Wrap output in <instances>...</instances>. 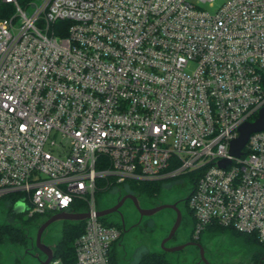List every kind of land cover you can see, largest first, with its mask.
Listing matches in <instances>:
<instances>
[{
    "label": "built area",
    "instance_id": "obj_1",
    "mask_svg": "<svg viewBox=\"0 0 264 264\" xmlns=\"http://www.w3.org/2000/svg\"><path fill=\"white\" fill-rule=\"evenodd\" d=\"M218 1L0 0V197L88 213L74 264H113L99 194L185 175L195 240L264 244V130L230 152L264 109V0Z\"/></svg>",
    "mask_w": 264,
    "mask_h": 264
},
{
    "label": "rangeland",
    "instance_id": "obj_2",
    "mask_svg": "<svg viewBox=\"0 0 264 264\" xmlns=\"http://www.w3.org/2000/svg\"><path fill=\"white\" fill-rule=\"evenodd\" d=\"M222 1L224 0H219L217 4L219 5ZM209 11L212 12L213 10L209 9ZM30 12L31 9H29ZM192 189L193 181L185 175L178 179L163 182V190L158 198H140L146 206L153 205L154 202L161 204L179 203L182 222L175 238L166 244L167 248L181 246L193 236L195 219L188 205V197ZM125 193H129L128 189L116 187L99 194L97 196L99 209L105 210L113 206ZM123 212L129 220L127 230L124 227L126 231L123 232L122 238L112 250V255L117 257L118 264H136L144 253L161 254L165 252L162 248V242L169 235L175 223L176 213L173 210L165 209L154 216L145 217L139 227L133 226L137 215L132 203L128 202L123 207ZM26 216L23 213L22 220L9 216L8 208L0 205V224L7 221L17 222L18 225L23 224L29 236L27 246L5 244L1 247L4 264H15L16 260H20V264H41V261L45 259V256L37 248L39 230L37 223H28ZM40 219L42 220L44 217H40ZM43 222L44 220L39 225ZM104 222L117 224V219L114 215H107ZM64 225V221H57L49 226L43 235V242L55 247L62 238ZM198 244L203 246L209 264H248L253 256L252 249L235 242L227 233L219 234L205 231ZM164 255L172 264H206L200 262L197 247L188 246L187 249L180 252H166Z\"/></svg>",
    "mask_w": 264,
    "mask_h": 264
},
{
    "label": "trees",
    "instance_id": "obj_3",
    "mask_svg": "<svg viewBox=\"0 0 264 264\" xmlns=\"http://www.w3.org/2000/svg\"><path fill=\"white\" fill-rule=\"evenodd\" d=\"M129 193L137 196L138 198L154 199L158 198L163 190V182H141V183H130L125 186ZM17 201V194H8L4 197H0V205L8 208V215L13 216L22 220V214L13 215L12 209ZM83 206V205H82ZM191 211V210H190ZM192 213V212H191ZM193 215V214H192ZM27 222L30 224L39 223L43 220L44 222L51 217L48 215L44 219H40L39 215L28 217ZM40 219V222H39ZM39 222V223H38ZM22 223V222H21ZM110 225L121 228L119 224L110 223ZM85 221L82 222H65L62 238L56 243L55 246V260H58L60 264H74L76 261L75 256V244L76 240L84 232ZM205 231L210 233H227L235 242L252 249L253 256L250 263L248 264H264V244L252 234L240 233L231 228L222 227L217 224L210 225ZM204 231V232H205ZM203 232V233H204ZM202 233V234H203ZM200 235L198 240L193 241L199 242L201 239ZM29 236L26 228L23 224L18 225L17 222L7 221L0 224V264H4L2 260L1 247L5 244H14L27 246ZM112 263L118 264V259L112 255ZM15 264H20V260H16ZM136 264H172L164 255V253H144L136 262Z\"/></svg>",
    "mask_w": 264,
    "mask_h": 264
},
{
    "label": "water",
    "instance_id": "obj_4",
    "mask_svg": "<svg viewBox=\"0 0 264 264\" xmlns=\"http://www.w3.org/2000/svg\"><path fill=\"white\" fill-rule=\"evenodd\" d=\"M264 130V109L261 110L259 117L254 122H246L239 128L240 136L235 139L231 143L230 152L233 156L240 157L242 154V150L245 148V146L248 143L249 137L253 133L261 132ZM227 163V161L221 162V164L224 166ZM129 198L135 205V207L138 209L140 215L142 217H149L154 216L158 214L159 212L165 210V209H171L176 213V220L175 223L169 233V235L163 240L162 242V248L165 252H180L182 250L187 249L188 246H194L199 249V255L203 262L206 264H209L206 257H205V250L201 244H197L194 242H188L181 246H177L174 248H167L166 244L171 241L175 236L176 233L181 225L182 222V213L179 210L178 202L175 204H164L160 205L158 207H155L150 210H144L140 207L139 200L137 196L128 195L124 197L115 207L112 209H105L99 211L98 215L101 219H105L107 215L112 214L113 212L117 211L124 203V201ZM25 213V205L21 202H18L14 205L12 209L13 215H20ZM89 217L88 213H58L52 215L49 219H47L45 222H43L38 230L37 233V248L39 249L40 253H42L45 256V259L41 261V264H50L53 259H55V247H51L43 242V235L47 228L51 226L53 223L57 221H64V222H82L85 221Z\"/></svg>",
    "mask_w": 264,
    "mask_h": 264
},
{
    "label": "flooded vegetation",
    "instance_id": "obj_5",
    "mask_svg": "<svg viewBox=\"0 0 264 264\" xmlns=\"http://www.w3.org/2000/svg\"><path fill=\"white\" fill-rule=\"evenodd\" d=\"M128 195H133V194H131V193H125V194H123L119 199H118V201H117V203H115L113 206H111V207H109V208H107V209H112L113 207H115L124 197H126V196H128ZM133 196H135V195H133ZM138 200H139V203H140V207L142 208V209H144V210H150V209H153V208H155V207H158V206H160V205H164L163 203L161 204L160 202L159 203H156V202H154V204L153 205H150V206H146V205H144L143 203H142V201L140 200V198H138ZM128 202H130V203H132V205H133V207H134V209H135V213H136V215H137V217L135 218V221H134V227H139L141 224H142V222L144 221V219H145V217H142L141 215H140V213H139V211H138V209L135 207V205H134V203L129 199V198H127L125 201H124V203H123V205L117 210V211H115V212H113L112 214H110V215H114L115 217H116V219H117V224H119L120 226H121V228H122V230H123V232H125L127 229V226H128V219L126 218V216H125V214H124V212H123V207L128 203ZM175 203H177V202H175ZM173 204V203H172ZM124 227H125V229H124ZM175 238V237H174ZM188 242H194V243H197L198 244V242H196V241H193L192 239H188L185 243H188ZM184 243V244H185ZM167 247V246H166ZM192 247H194V246H192ZM166 252H164V254H165ZM199 259H200V262L201 263H204L202 260H201V258H200V255H199Z\"/></svg>",
    "mask_w": 264,
    "mask_h": 264
}]
</instances>
